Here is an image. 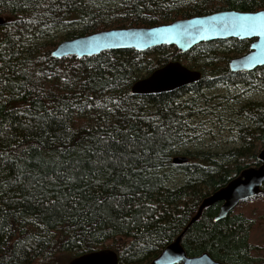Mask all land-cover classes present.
<instances>
[{
    "label": "trees",
    "instance_id": "trees-1",
    "mask_svg": "<svg viewBox=\"0 0 264 264\" xmlns=\"http://www.w3.org/2000/svg\"><path fill=\"white\" fill-rule=\"evenodd\" d=\"M224 10L262 11L264 0H0V264H68L103 249L118 264H150L177 237L187 256L264 261L245 215L214 221L218 202L196 217L206 197L258 166L264 149V66L228 69L249 40L203 42L185 53L162 45L51 56L61 41ZM57 32L59 42L42 41ZM171 61L200 79L173 92L131 94L135 81ZM222 86L259 95L214 94ZM207 121L219 136L232 124L237 145L200 148L206 134L217 139L205 132ZM176 157L187 162L174 164Z\"/></svg>",
    "mask_w": 264,
    "mask_h": 264
},
{
    "label": "water",
    "instance_id": "water-1",
    "mask_svg": "<svg viewBox=\"0 0 264 264\" xmlns=\"http://www.w3.org/2000/svg\"><path fill=\"white\" fill-rule=\"evenodd\" d=\"M249 17L251 19H248ZM162 29L166 30L161 31ZM226 39L250 41L247 53L228 61L230 72H249L264 66V10H224L164 25L100 31L61 41L53 49L51 56L56 59L68 56L81 58L103 51L132 49L140 52L162 45L173 46L178 52L185 53L199 43ZM200 77L199 71L190 70L178 61H171L135 81L130 92L140 96L173 92L198 81ZM172 162L186 163L187 158L176 157ZM258 162V166L244 169L238 177L206 197L196 217L203 207L220 202L219 211L214 217V221H218L230 214L241 202L256 197L264 184V149L258 153ZM179 239L180 237H177L166 246L150 264H223L213 260L206 253L187 256ZM68 264H118V257L115 252L103 249L82 254ZM257 264H264V261Z\"/></svg>",
    "mask_w": 264,
    "mask_h": 264
},
{
    "label": "rangeland",
    "instance_id": "rangeland-1",
    "mask_svg": "<svg viewBox=\"0 0 264 264\" xmlns=\"http://www.w3.org/2000/svg\"><path fill=\"white\" fill-rule=\"evenodd\" d=\"M62 37V33L61 32H57V33H52L51 36H49L48 38L42 40L43 42L46 43H57L60 41V38ZM40 40H38V42H42ZM30 43H32L30 41ZM208 96L213 94V92L211 93L210 91L207 93ZM214 94L216 95H228L232 98H236V96L241 97L242 98H252V99H256L258 97V93L256 91H253L252 89L250 90L249 87H245V86H228L227 88H223L219 87L216 92H214ZM260 97H264L263 93L260 94ZM259 97V98H260ZM239 122V121H238ZM232 124H228L225 126L223 132L221 133V136L217 135L216 131L217 129L214 128V125L210 122H206V128H205V132H213L214 135L217 136L216 140H212L210 138L209 134H206L205 136L202 137L203 143H201L200 148H205L207 147L208 143L211 145H215V144H219L220 143L222 145L225 146L224 149H228L231 147H235L237 145L236 142H232L231 143V136H228V133L231 132L229 130L230 126ZM217 126V125H215ZM215 136V137H216ZM201 137V135H200ZM220 142V143H218ZM219 152H221V150H219ZM178 181H180V177L176 178ZM233 214H238L241 213L243 215H245L247 218L251 219L253 221L252 226H251V230H250V235H249V241L252 245H254L256 247V255H258V257H261L264 259V194H259V196L242 202L240 203L233 211Z\"/></svg>",
    "mask_w": 264,
    "mask_h": 264
},
{
    "label": "snow or ice",
    "instance_id": "snow-or-ice-1",
    "mask_svg": "<svg viewBox=\"0 0 264 264\" xmlns=\"http://www.w3.org/2000/svg\"><path fill=\"white\" fill-rule=\"evenodd\" d=\"M248 19H251V17H249ZM165 30L166 29H162L161 31H165ZM58 178L61 179V180H63V174H60V176ZM68 179H72V177H69ZM101 183L102 182L99 181V180L95 181V184L98 185V186L101 185ZM103 186L104 187H107L108 185L104 184ZM65 199H66V197L58 198L57 200L53 201L52 203H53V205H56V204L63 205V202H64ZM96 203H100L99 199H97ZM117 206H120L119 205V202H117ZM73 207H75V206L73 205Z\"/></svg>",
    "mask_w": 264,
    "mask_h": 264
}]
</instances>
